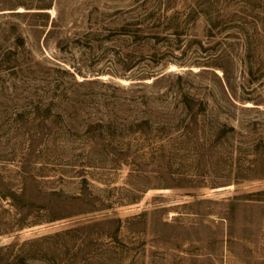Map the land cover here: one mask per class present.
Listing matches in <instances>:
<instances>
[{
  "label": "rangeland",
  "instance_id": "obj_1",
  "mask_svg": "<svg viewBox=\"0 0 264 264\" xmlns=\"http://www.w3.org/2000/svg\"><path fill=\"white\" fill-rule=\"evenodd\" d=\"M0 264H264V0H0Z\"/></svg>",
  "mask_w": 264,
  "mask_h": 264
},
{
  "label": "trees",
  "instance_id": "obj_2",
  "mask_svg": "<svg viewBox=\"0 0 264 264\" xmlns=\"http://www.w3.org/2000/svg\"><path fill=\"white\" fill-rule=\"evenodd\" d=\"M134 25L137 27V28H136V29H138L137 31H138V32H141V30H142V26H140L141 24H140V23H136V24H134ZM120 31H121V32H124V31H128V30H125V28H122ZM185 106H186V108H187L188 110H191V109H192L191 105L188 104V103H185ZM224 127H225V126H224ZM251 127H254V124H252ZM225 129H226V128H223V130L220 131V136H224V135L227 134V130H225ZM228 130L231 131V132H233V133L236 132V130H235L234 127H232V126H230V127L228 128ZM252 130H254V128H250V131H252Z\"/></svg>",
  "mask_w": 264,
  "mask_h": 264
},
{
  "label": "bare ground",
  "instance_id": "obj_3",
  "mask_svg": "<svg viewBox=\"0 0 264 264\" xmlns=\"http://www.w3.org/2000/svg\"><path fill=\"white\" fill-rule=\"evenodd\" d=\"M52 13L55 14L54 10L52 11ZM173 69H175V67H173ZM124 82H126V81H124Z\"/></svg>",
  "mask_w": 264,
  "mask_h": 264
}]
</instances>
